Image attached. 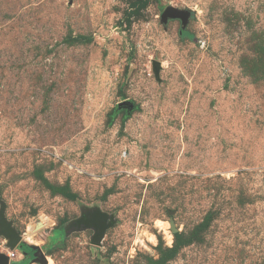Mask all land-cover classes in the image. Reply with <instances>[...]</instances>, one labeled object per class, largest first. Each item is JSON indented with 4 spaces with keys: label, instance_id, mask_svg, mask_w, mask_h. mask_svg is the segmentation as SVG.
I'll use <instances>...</instances> for the list:
<instances>
[{
    "label": "rangeland",
    "instance_id": "1",
    "mask_svg": "<svg viewBox=\"0 0 264 264\" xmlns=\"http://www.w3.org/2000/svg\"><path fill=\"white\" fill-rule=\"evenodd\" d=\"M0 218L49 264H264V0H0Z\"/></svg>",
    "mask_w": 264,
    "mask_h": 264
},
{
    "label": "water",
    "instance_id": "2",
    "mask_svg": "<svg viewBox=\"0 0 264 264\" xmlns=\"http://www.w3.org/2000/svg\"><path fill=\"white\" fill-rule=\"evenodd\" d=\"M192 12L189 10H181L175 7L169 6L165 9L161 16V21L166 25L170 20H179L181 22V34L187 28L189 19L192 17ZM154 69L156 76L158 77L161 65L159 62H154ZM130 106L129 101H125L119 104V108ZM115 224V220L110 218L106 213L100 211H94L86 214L78 221L74 222L71 226L75 230H94V236L92 238V244L94 246L100 247L105 238L106 232ZM0 229L1 233L9 239V245L12 249L16 247L22 252L23 256H26L22 250L23 245L20 243L21 236H19L10 225L7 224L2 218H0ZM70 229V228H69ZM32 249L36 250L34 263L37 264H49L47 256L43 253L42 249L37 246H30ZM0 264H11V258L3 253H0Z\"/></svg>",
    "mask_w": 264,
    "mask_h": 264
},
{
    "label": "flooded vegetation",
    "instance_id": "3",
    "mask_svg": "<svg viewBox=\"0 0 264 264\" xmlns=\"http://www.w3.org/2000/svg\"><path fill=\"white\" fill-rule=\"evenodd\" d=\"M24 246V244H22ZM26 249H23L26 256H24V262H28L30 264H33V260L35 258L36 250L32 249L29 245L26 246Z\"/></svg>",
    "mask_w": 264,
    "mask_h": 264
},
{
    "label": "trees",
    "instance_id": "4",
    "mask_svg": "<svg viewBox=\"0 0 264 264\" xmlns=\"http://www.w3.org/2000/svg\"><path fill=\"white\" fill-rule=\"evenodd\" d=\"M26 246H28V245L24 244V246L22 247V250L26 249L27 248ZM23 263H28V262H23Z\"/></svg>",
    "mask_w": 264,
    "mask_h": 264
}]
</instances>
